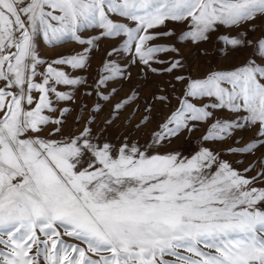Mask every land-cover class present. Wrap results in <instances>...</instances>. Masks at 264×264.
Segmentation results:
<instances>
[{
	"label": "snow or ice",
	"instance_id": "1",
	"mask_svg": "<svg viewBox=\"0 0 264 264\" xmlns=\"http://www.w3.org/2000/svg\"><path fill=\"white\" fill-rule=\"evenodd\" d=\"M0 264H264V0H0Z\"/></svg>",
	"mask_w": 264,
	"mask_h": 264
},
{
	"label": "rangeland",
	"instance_id": "2",
	"mask_svg": "<svg viewBox=\"0 0 264 264\" xmlns=\"http://www.w3.org/2000/svg\"><path fill=\"white\" fill-rule=\"evenodd\" d=\"M170 28H174L177 30V32L180 30V26H177L175 24H169ZM95 33L88 31L86 32L84 35L90 36V35H94ZM213 41L212 43H207L205 45H203V47H206L209 52H210V56L207 58L211 64H216L217 62H221L220 61V57L223 55L222 51H218V49H222L223 45L222 43H218L215 42V37H213ZM112 42L105 40L101 43L100 45V51L96 52L94 54V59L92 60V68H93V72L89 73L88 75L92 76L95 75V70H97L98 65L100 63V61L103 59V55L104 52H106L107 50H109L112 47ZM78 46L75 45L74 43H70L67 46L64 47H58V48H52L49 47L47 45H45L42 40L39 42V51H40V55L45 58V59H51L56 57L58 54H62V53H68L71 52L73 48H77ZM182 51L184 52V55L187 57L189 56V54L192 52V49L186 48V49H182ZM209 66V64L205 63V60L202 58L200 60V62L198 64L194 65V69L197 73L203 72L207 69V67ZM155 79V78H153ZM132 84H138V87L140 88L141 91V101L149 98L152 94L153 91H155V88L152 86V80H148L147 82L144 81V78L141 76L139 77V82L137 81V71L133 72V81ZM128 87H131V85H129ZM61 90H64L63 88ZM127 92V88L126 91L124 93H121V96H124ZM89 104H92V100L88 101ZM175 103V102H174ZM141 109L143 108V103L140 104ZM158 113L163 114V110L161 109H157ZM75 115V114H73ZM123 119V118H122ZM137 119H139V117H137ZM155 126V124H153V127ZM68 127H71V119L69 120V125ZM206 130V126L201 127L196 133L195 136H201L205 133ZM236 136H243L245 141L248 140V138L251 136V133H241V132H237ZM144 139H147L146 136H142V142ZM232 141H228L227 144H213L210 145L211 147H214L215 149L219 150V149H223L229 146V144H231ZM242 146V145H241ZM176 147H183L185 149V152L189 151V146L184 144L183 142H179L177 143ZM225 159L231 160V161H237L240 159H245V164L244 165H240V164H236V167H243V166H247L248 163H251L254 159V157L252 156H248L247 158L245 157H237V156H225Z\"/></svg>",
	"mask_w": 264,
	"mask_h": 264
}]
</instances>
